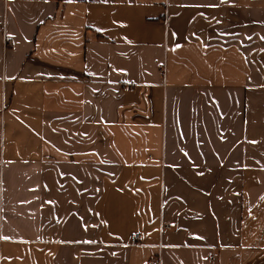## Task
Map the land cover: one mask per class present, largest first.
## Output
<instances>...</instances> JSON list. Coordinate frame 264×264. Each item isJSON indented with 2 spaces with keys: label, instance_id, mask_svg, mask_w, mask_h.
I'll return each mask as SVG.
<instances>
[{
  "label": "crops",
  "instance_id": "0c3cea01",
  "mask_svg": "<svg viewBox=\"0 0 264 264\" xmlns=\"http://www.w3.org/2000/svg\"><path fill=\"white\" fill-rule=\"evenodd\" d=\"M0 264H264V0H0Z\"/></svg>",
  "mask_w": 264,
  "mask_h": 264
},
{
  "label": "built area",
  "instance_id": "2783aa9c",
  "mask_svg": "<svg viewBox=\"0 0 264 264\" xmlns=\"http://www.w3.org/2000/svg\"><path fill=\"white\" fill-rule=\"evenodd\" d=\"M166 224H161V228H167ZM140 242V235L138 233H132L130 236L131 244H138Z\"/></svg>",
  "mask_w": 264,
  "mask_h": 264
}]
</instances>
